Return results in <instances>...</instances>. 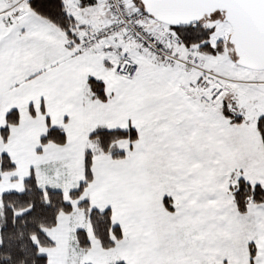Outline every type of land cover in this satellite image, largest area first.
Instances as JSON below:
<instances>
[{
    "label": "rangeland",
    "instance_id": "1",
    "mask_svg": "<svg viewBox=\"0 0 264 264\" xmlns=\"http://www.w3.org/2000/svg\"><path fill=\"white\" fill-rule=\"evenodd\" d=\"M81 3L82 0H64L65 9L77 19L90 16L92 11L103 12L102 0H93L90 7L79 8ZM222 18L217 12L204 21L206 26L220 29L213 40L226 39L230 34ZM37 19L39 23L30 24L32 38L27 44L37 53L33 58L39 63L38 76L26 82L17 81L16 86L10 78L4 82L0 77V130L6 126L7 113L16 109L19 114L18 124L8 126V137L0 135V155H7L14 165L12 171L0 170V215L2 194L21 193L24 179L32 175L41 189L60 191L71 206V212H60L55 225L44 229L53 245H38V253L46 257L47 264H249L251 251L255 253L254 264H264V204H249L245 213H238L232 196L224 192L240 178L248 183L257 182L264 188V153L256 129L257 119L264 115V93L248 94L247 89L240 86L241 74L233 63L232 47L226 44L224 55L199 56L206 70L227 79H218L217 83L228 87V94L232 96L231 110L243 117L241 122L221 117L217 114L218 106H205L201 100L196 132H192L190 140L191 151L188 147L178 149L177 162L165 159L169 153L158 145L156 137L145 136V141L141 140L146 142L144 147L118 141L115 148L123 156L116 158L96 153L95 146L89 143L86 150L92 154L91 181L86 182L78 198L72 199L69 193L85 181V158L79 154L83 134L76 121L71 120L68 132L74 137L67 145L41 146L39 139L46 133L48 119L42 112L36 111L34 117L29 114L33 90L49 97L58 91H67L73 83L81 85L83 77L96 78L103 83L110 106L115 110L116 120L112 126L126 128L123 120H145L143 111L147 105L142 95L154 92L159 85L149 82L153 72L147 67H142V82L135 83L119 78L112 65L106 66L99 59L92 58L91 66L84 64L82 57L58 43L56 38L65 35L64 32L40 17ZM81 23L85 29L95 26L87 20ZM167 69L159 75L166 76ZM193 72L192 76L199 74ZM68 78L74 82H67ZM171 88L164 85L158 90ZM202 108L208 112L204 114ZM51 124H59V119L52 117ZM147 128L157 131L158 125L154 122ZM174 191H181L180 204L184 209L176 222L181 216V221L187 223L194 214L190 209L194 205L202 209L205 219L197 227L189 222L164 233L165 228L158 227V207H161V198ZM84 200L92 209L110 211L111 224L118 226L122 235L116 241L110 235L113 246L103 248L94 237L88 217L79 207ZM78 230L87 235L89 247L86 250L78 246ZM210 247H213L212 254ZM208 253L211 259L206 258ZM219 253L224 260H216Z\"/></svg>",
    "mask_w": 264,
    "mask_h": 264
},
{
    "label": "crops",
    "instance_id": "2",
    "mask_svg": "<svg viewBox=\"0 0 264 264\" xmlns=\"http://www.w3.org/2000/svg\"><path fill=\"white\" fill-rule=\"evenodd\" d=\"M92 3L93 2L85 4L81 3L83 5L79 6V8H82V6L84 7L85 5H89L90 7ZM102 10L103 12L92 11L93 13L91 12V15L88 17H80L79 19L75 18L77 24L76 28L73 30L74 37L70 39L66 34H61V37L59 36L56 38L58 43L64 44L68 50L72 51V47L70 48L69 45H73L80 39V37L99 28L107 21L108 16L104 10V5H102ZM43 20L48 22L45 19ZM82 20H87L92 24L94 23L95 26L90 29H85V25L81 23ZM149 27H152L153 31L159 35H163L169 31L165 25L156 23L154 21L149 23ZM30 29L31 25H29L27 32L18 37L16 40L6 41L4 45H0V77L4 82H6L7 78H10V82L14 84V86L17 85V81L26 82L38 76L36 68H38L39 63L37 59L33 58L34 55L36 57L37 53L27 44L28 40L32 38V35L29 31ZM115 47L116 44L113 40L106 39L101 44L86 52L82 56L84 60L83 63L86 65L89 64L91 66L93 65L92 58H96L101 60L102 64L106 66H113L115 63ZM125 48L139 67L138 74L132 80L133 82H142L141 70L142 67H147L151 72H153V77L149 78L150 83L159 85V88L164 85L172 87L171 89H163L160 91L158 88L157 90H154V92H149V94L142 95L147 105V108H145L143 111V118H145V120L138 121L135 120V118L130 119L131 121L127 120V122L123 120L126 128H114L112 125H114L116 120L115 110L110 106V97L105 94V101H99L93 98L87 85L88 79L92 78L89 76L82 78L81 81L83 84L81 83L80 85L78 83L77 85L73 83L69 86L67 91H58L56 94H53L49 97L38 90H33V92L30 94V99L32 100H30L31 102L28 105V108L29 106H32L35 112L38 111L40 113L41 109H43V115H45V117L48 119L46 131L49 128L62 129L66 135L65 145L68 144L67 142L71 137H74V135L69 136L68 132L70 131L71 120L74 122L76 121L78 129L84 137L83 141L81 142L83 144V146H81L82 150L79 152L82 158H85L86 146H88L89 143L92 144V146L94 145L89 140V136L97 129L127 130L128 128H133L137 133V139L133 144L136 146L142 145V147H144L146 146V142L143 143L141 140L145 141V136H148L150 139L152 137H156L159 141L158 145L165 148L167 154L169 153V156L165 157V159L168 161L173 160L177 162L178 158L176 155L179 153L178 149L188 147L189 151H191L190 149L192 147V142L190 140L192 137V132L194 134L196 132V123L198 121L197 115L200 113L198 106H200L199 104L203 102H201L202 89H200L199 86V80L202 78V75L199 73L195 76H192L191 72H193V70L181 65L169 67L162 60L152 59L151 57L147 56L134 44H128ZM164 69H167V75H159V73L163 72ZM67 82L72 83L74 81L68 78ZM224 97L225 96H223L221 101L217 104H212L218 106V112H220V108L223 102H225ZM203 104L205 103L203 102ZM207 105L208 104H205V106ZM201 112L205 114L208 112V109L202 108ZM218 112L217 114L223 117L221 113ZM211 114L212 116H210V121L213 123V111H211ZM145 115L149 117L152 116L153 118L146 119ZM52 117H55L57 120L59 119V124H51ZM154 122H156L158 125L157 131L147 128L149 124L152 125ZM183 138H187L189 141H184ZM67 148L69 149V147ZM96 153L100 154L101 152L97 151ZM102 154L104 155L105 153ZM253 183L260 185L257 182H250V184L255 185ZM224 192L226 196L229 194L231 195L229 188L228 191ZM180 193L181 191H174L172 195L161 198V207H158V214L160 217L158 221V227H164V233L167 231L171 232L176 227L185 226L186 224H189V222L197 227V224L199 222L202 223L205 219L204 216L201 215L202 209L198 207V205H194L190 208L194 214L189 216L190 219L187 223H183L181 221V216L177 222L175 221L179 216V212L184 210L180 204V199L183 196ZM165 198L170 200L168 205L172 210H169L165 206L163 202ZM161 219H164V221ZM209 250L212 254L213 247H210ZM211 254L208 253L206 258L211 259ZM220 255L222 254L219 253V258L216 260H224V258H221Z\"/></svg>",
    "mask_w": 264,
    "mask_h": 264
},
{
    "label": "trees",
    "instance_id": "3",
    "mask_svg": "<svg viewBox=\"0 0 264 264\" xmlns=\"http://www.w3.org/2000/svg\"><path fill=\"white\" fill-rule=\"evenodd\" d=\"M128 1L142 8L138 0ZM40 10L46 15L51 14L55 18L56 23H52L50 19H43L59 28L70 39L74 37L73 30L76 28L77 22L75 20L74 25L69 24L60 16L61 9L56 3V0H41ZM205 20L207 19H202L197 24L189 27H166L169 29V32L179 37L185 52L189 51L206 57L224 55L226 52V44L229 45L227 38L213 40V37L218 34L220 29L217 31L215 26H206L204 24ZM59 25H66L72 32V35H69L68 31ZM147 28L151 31L149 24ZM201 37H206V39H201ZM76 43L69 45V47L73 48ZM87 85L93 98L99 101H105L104 85L100 80L89 78ZM224 96L225 102H223L220 108L221 115L231 122H241V119H237L238 116L235 115V111L231 110L232 96L230 94ZM28 111L31 116H35L36 112L32 106H29ZM41 112L44 113L43 109H41ZM258 119L256 121V129L260 135L264 153V131H261L259 128ZM18 121L19 114L17 110H12L7 113L6 126L0 130V135L6 139L9 134L8 126L17 125ZM136 139L137 133L133 128H128L127 130L97 129L89 136V140L95 145L98 152L108 154L114 158L123 156V153L115 148V144L118 141L125 140L132 145ZM39 142L41 146L49 143L62 146L66 143V135L62 129L49 128L40 137ZM91 155V152L86 150L85 181L81 182L76 190L69 193L72 199L78 198L87 186V183L91 181ZM0 170L3 172L14 170V165L5 154L0 155ZM240 181H244V183L241 184L239 183ZM23 186L24 190L21 193H4L1 196L0 264H47L46 257L38 253V245L43 247L53 245L51 240L45 235L44 229L55 225L57 215L60 212H71V206L64 201L60 191L41 189L32 175L23 181ZM241 188L243 191H240ZM229 191L238 213H245L249 204H264L262 202L264 201V195H261V193H264V188L257 184L252 185L242 178L236 180L229 187ZM254 194L255 199H253ZM163 202L169 210H172L168 205V202H170L169 199L165 198ZM79 207L87 215L91 231L103 248L113 246L114 241L110 239V235L113 236L115 241L121 239L120 228L111 224V214L108 209L105 211L92 209L87 200L80 202ZM76 239L81 249L86 250L89 247V241L85 231L78 230L76 232ZM254 256V251H251L249 264H254Z\"/></svg>",
    "mask_w": 264,
    "mask_h": 264
},
{
    "label": "built area",
    "instance_id": "4",
    "mask_svg": "<svg viewBox=\"0 0 264 264\" xmlns=\"http://www.w3.org/2000/svg\"><path fill=\"white\" fill-rule=\"evenodd\" d=\"M108 13L107 22L100 28L83 36L73 47L77 57L96 47L106 39H111L115 48L114 72L122 79L132 80L138 73V66L125 50L128 44H134L138 49L153 59L164 61L169 67L182 65L188 69L200 72L203 78L200 82L202 100L208 104L220 101L228 88L217 83L218 79L227 81L206 71L200 58L193 52H185L179 37L172 32L164 35L153 34L147 25L151 18L143 8L130 3L128 0H104Z\"/></svg>",
    "mask_w": 264,
    "mask_h": 264
},
{
    "label": "water",
    "instance_id": "5",
    "mask_svg": "<svg viewBox=\"0 0 264 264\" xmlns=\"http://www.w3.org/2000/svg\"><path fill=\"white\" fill-rule=\"evenodd\" d=\"M159 24L180 28L219 12L230 29L227 43L235 56L264 51V0H138Z\"/></svg>",
    "mask_w": 264,
    "mask_h": 264
},
{
    "label": "snow or ice",
    "instance_id": "6",
    "mask_svg": "<svg viewBox=\"0 0 264 264\" xmlns=\"http://www.w3.org/2000/svg\"><path fill=\"white\" fill-rule=\"evenodd\" d=\"M91 2L93 0H82V3ZM56 3L61 9L60 16L69 24L74 25L75 16L65 9L64 0H56ZM40 6L41 0H0V45H4L6 41H14L25 34L30 24L39 23L38 17L50 19L52 23H56L51 14L46 15L40 10ZM59 26L68 31L69 35H72L66 25ZM201 39H206V37H201ZM233 63L237 65L241 74L238 78L240 86L247 89L248 94L264 93V51L254 55L245 53L243 58L235 56ZM242 118V116L237 117L238 120ZM258 126L261 131H264V115L259 117ZM239 183L243 184L244 181ZM240 191L243 189L241 188ZM253 199H255V194Z\"/></svg>",
    "mask_w": 264,
    "mask_h": 264
}]
</instances>
